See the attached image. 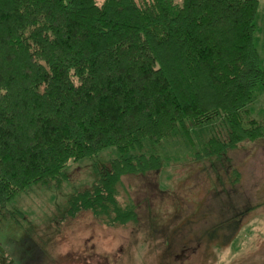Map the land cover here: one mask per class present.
Listing matches in <instances>:
<instances>
[{"label": "trees", "instance_id": "obj_1", "mask_svg": "<svg viewBox=\"0 0 264 264\" xmlns=\"http://www.w3.org/2000/svg\"><path fill=\"white\" fill-rule=\"evenodd\" d=\"M258 10L259 0H0V207L33 184L60 188L70 162L116 146L122 155L95 164L97 181L72 192L65 215L122 226L138 212L120 202L121 177L163 167L157 154L123 155L145 139L220 120L228 140L198 155L220 159L264 138L248 107L264 83Z\"/></svg>", "mask_w": 264, "mask_h": 264}, {"label": "rangeland", "instance_id": "obj_2", "mask_svg": "<svg viewBox=\"0 0 264 264\" xmlns=\"http://www.w3.org/2000/svg\"><path fill=\"white\" fill-rule=\"evenodd\" d=\"M256 28L264 68V0ZM248 107L263 121L264 83ZM220 123L191 125L190 136L179 126L162 142L145 139L143 150L123 154L162 158V168L121 177L120 202L135 201L137 222L110 226L90 210L65 215L72 192L97 181L95 164L122 155L116 146L70 162L60 188L21 191L0 207V264H264V138L245 140L220 159L199 158L212 137L228 140Z\"/></svg>", "mask_w": 264, "mask_h": 264}, {"label": "water", "instance_id": "obj_3", "mask_svg": "<svg viewBox=\"0 0 264 264\" xmlns=\"http://www.w3.org/2000/svg\"><path fill=\"white\" fill-rule=\"evenodd\" d=\"M85 264H109V262L101 258L98 260L90 261L89 263H85Z\"/></svg>", "mask_w": 264, "mask_h": 264}]
</instances>
